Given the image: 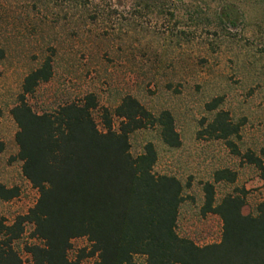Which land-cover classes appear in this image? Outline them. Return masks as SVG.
Returning <instances> with one entry per match:
<instances>
[{"label":"rangeland","instance_id":"1","mask_svg":"<svg viewBox=\"0 0 264 264\" xmlns=\"http://www.w3.org/2000/svg\"><path fill=\"white\" fill-rule=\"evenodd\" d=\"M238 19L232 30L203 23L176 24L154 15L133 18L130 5H112L92 22L89 12L67 0H0V184L17 187L19 196L0 201V219L11 224L34 206L38 192L23 177L16 159L17 127L10 115L25 76L50 57L53 75L27 102L36 113L77 102L88 94L98 106L92 117L103 132L101 113H110L125 96L135 98L147 111H168L181 144L165 146L159 129L135 131L129 137L130 153L136 157L147 143L153 144L155 175L173 176L183 186L176 233L198 246L220 241L222 223L212 214L203 216V186L215 188V204L228 195L243 196V215H254L264 196L261 173L242 155L253 153L264 167V0H232ZM212 6V11L216 10ZM186 35H179V32ZM177 34L178 36H173ZM218 100L215 111L206 106ZM223 111L240 125L238 138H231L240 156L221 140L208 138L204 128L215 113ZM113 129L119 120L112 118ZM229 170L234 183L214 184L217 171ZM27 225L14 249L24 264H32L26 245L38 243ZM85 238L72 241L70 261L82 249ZM94 259H84L91 264ZM134 264H146L142 256Z\"/></svg>","mask_w":264,"mask_h":264},{"label":"trees","instance_id":"2","mask_svg":"<svg viewBox=\"0 0 264 264\" xmlns=\"http://www.w3.org/2000/svg\"><path fill=\"white\" fill-rule=\"evenodd\" d=\"M89 12L95 22L99 12L112 5H130L133 18L157 16L168 22L204 24L232 30L238 16L232 0H67ZM216 10L212 11V6ZM173 36H178L173 34ZM186 35L179 32V35ZM53 75L52 60L42 64L23 79L20 94L10 115L17 127L14 141L16 159L22 163L23 177L37 190L38 198L26 214L11 224L0 219V264H24L14 249L25 227H32L31 238L38 243L26 245L32 264H134L142 256L146 264H264V196L254 215H243V196L228 195L215 204V188L203 186V216L216 215L222 223L218 243L198 246L176 233L179 207L183 203V186L173 176L155 175L157 152L147 143L142 154L130 153L129 137L138 130L157 127L162 143L168 148L181 144L174 120L168 111L153 115L135 98L125 96L110 113L103 109L99 131L92 117L98 106L88 94L77 102L58 106L53 111L36 113L27 102ZM218 100L206 106L209 112ZM119 120L113 129L112 118ZM240 125L219 111L204 128L211 139L221 140L230 152L240 156L231 138H238ZM4 144L0 142V154ZM242 159L261 173L260 158L247 152ZM214 184L234 183L235 173L217 171ZM19 196L17 187L0 184V201ZM85 238L82 249L70 261L67 253L72 241Z\"/></svg>","mask_w":264,"mask_h":264}]
</instances>
